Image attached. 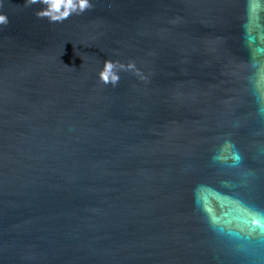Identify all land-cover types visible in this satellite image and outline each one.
<instances>
[{"label":"water","instance_id":"obj_1","mask_svg":"<svg viewBox=\"0 0 264 264\" xmlns=\"http://www.w3.org/2000/svg\"><path fill=\"white\" fill-rule=\"evenodd\" d=\"M0 17V264H264V0Z\"/></svg>","mask_w":264,"mask_h":264},{"label":"clouds","instance_id":"obj_2","mask_svg":"<svg viewBox=\"0 0 264 264\" xmlns=\"http://www.w3.org/2000/svg\"><path fill=\"white\" fill-rule=\"evenodd\" d=\"M4 20V18L3 17H0V22H2Z\"/></svg>","mask_w":264,"mask_h":264}]
</instances>
